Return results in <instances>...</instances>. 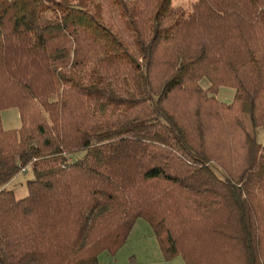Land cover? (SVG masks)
I'll use <instances>...</instances> for the list:
<instances>
[{"label":"trees","instance_id":"1","mask_svg":"<svg viewBox=\"0 0 264 264\" xmlns=\"http://www.w3.org/2000/svg\"><path fill=\"white\" fill-rule=\"evenodd\" d=\"M171 1L0 0V264H264V0Z\"/></svg>","mask_w":264,"mask_h":264},{"label":"crops","instance_id":"2","mask_svg":"<svg viewBox=\"0 0 264 264\" xmlns=\"http://www.w3.org/2000/svg\"><path fill=\"white\" fill-rule=\"evenodd\" d=\"M14 179L7 184V187L12 185L10 189L13 190L16 198L25 197L26 188L21 190L20 194L17 195V188L13 185V182H15ZM142 221L143 220L138 219L135 222L125 244L118 250L114 258L111 259L108 255L102 254L100 256V264H180V262H177V258L179 257L174 258L169 262L163 260L151 228L148 224H145L146 222L144 223ZM137 241L139 243L138 246L135 244Z\"/></svg>","mask_w":264,"mask_h":264},{"label":"rangeland","instance_id":"3","mask_svg":"<svg viewBox=\"0 0 264 264\" xmlns=\"http://www.w3.org/2000/svg\"><path fill=\"white\" fill-rule=\"evenodd\" d=\"M196 0H172L171 1V6L172 7H181L186 14H189L191 12V6ZM127 4L129 6H132L134 3V0H126ZM202 86H206L207 82L201 83ZM233 97V90L229 88H221L219 90V93L217 95V99L219 101H223L225 103H229L232 101ZM1 123L2 127L5 130H13V129H18L21 125L18 112L16 109H9V110H4L1 112ZM257 141L260 144L264 145V135L261 129L257 131ZM33 178V173H32V167L29 165L25 168L23 173H20L16 176L14 179L15 182H13V185H15L17 195L20 194L21 190H24L26 188V182L30 179ZM12 185H10L11 187ZM8 186L7 188L10 189ZM145 223V221H142ZM147 224V223H145ZM148 226V225H147ZM154 240V239H153ZM136 246L139 245L138 241L135 242ZM126 261V258H125ZM177 262H180V264H184L183 261L180 258H177Z\"/></svg>","mask_w":264,"mask_h":264},{"label":"built area","instance_id":"4","mask_svg":"<svg viewBox=\"0 0 264 264\" xmlns=\"http://www.w3.org/2000/svg\"><path fill=\"white\" fill-rule=\"evenodd\" d=\"M24 171V170H23Z\"/></svg>","mask_w":264,"mask_h":264}]
</instances>
